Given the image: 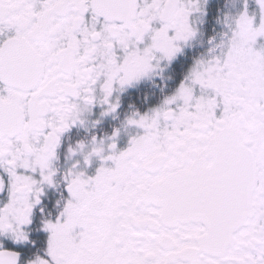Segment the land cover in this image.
Returning a JSON list of instances; mask_svg holds the SVG:
<instances>
[{
	"label": "snow or ice",
	"instance_id": "snow-or-ice-1",
	"mask_svg": "<svg viewBox=\"0 0 264 264\" xmlns=\"http://www.w3.org/2000/svg\"><path fill=\"white\" fill-rule=\"evenodd\" d=\"M0 264H264V0H0Z\"/></svg>",
	"mask_w": 264,
	"mask_h": 264
},
{
	"label": "flooded vegetation",
	"instance_id": "flooded-vegetation-1",
	"mask_svg": "<svg viewBox=\"0 0 264 264\" xmlns=\"http://www.w3.org/2000/svg\"><path fill=\"white\" fill-rule=\"evenodd\" d=\"M145 87H148V85H145Z\"/></svg>",
	"mask_w": 264,
	"mask_h": 264
}]
</instances>
